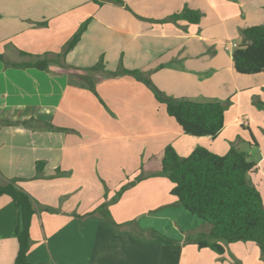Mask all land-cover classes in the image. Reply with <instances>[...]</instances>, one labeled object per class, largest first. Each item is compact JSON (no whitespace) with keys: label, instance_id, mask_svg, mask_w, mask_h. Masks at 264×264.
Listing matches in <instances>:
<instances>
[{"label":"crops","instance_id":"0c3cea01","mask_svg":"<svg viewBox=\"0 0 264 264\" xmlns=\"http://www.w3.org/2000/svg\"><path fill=\"white\" fill-rule=\"evenodd\" d=\"M185 7L201 14L198 24L162 22ZM263 8L264 0H0V186L16 180L31 198L30 263L231 264L225 254L187 243L210 226L177 224L185 210L171 195L173 184L159 175L160 161L168 145L183 158L196 147L222 156L244 142L256 163L248 180L264 205V142L256 136L264 133L256 105L264 72L239 75L232 64V45L239 47L243 29L263 23ZM88 19L65 68H13L60 53ZM100 58L106 72L84 71ZM119 65L146 74L167 97L230 99L223 129L215 139L184 134L142 82L107 75ZM82 76L93 81L97 96ZM28 120L36 127L1 125ZM38 162L44 167L36 178ZM101 205L108 214L97 211ZM17 220L11 199L0 196V264L16 258ZM155 221L174 223L177 239L162 234L173 245L133 234L158 231ZM227 249L232 264V256L249 264L256 253L250 243Z\"/></svg>","mask_w":264,"mask_h":264},{"label":"trees","instance_id":"16d2710c","mask_svg":"<svg viewBox=\"0 0 264 264\" xmlns=\"http://www.w3.org/2000/svg\"><path fill=\"white\" fill-rule=\"evenodd\" d=\"M200 19L201 14L198 11L185 7L180 13L162 22L185 20L189 24H198ZM89 21L90 19L86 20L78 28L62 47L60 53L52 54V57H48L49 53H46L29 62L14 64L13 68L23 67L38 71H47L52 65L65 68L66 55L79 42ZM241 36V44L232 53L235 73L251 76L264 72V20L261 25L243 29ZM84 71L87 73L106 72L103 59L100 58L94 66ZM107 75L111 77L130 75L142 82L152 90L155 99L165 105L167 115L176 121L186 135L215 139L224 127V113L231 106L230 99L225 102L202 103L167 97L151 83L146 74L127 71L121 65L116 71L108 72ZM81 78L87 83L89 91L97 96L93 81L88 76ZM262 92L263 99L256 105L261 107L264 118V87ZM2 124L36 127L34 120ZM49 127L53 128L51 125ZM160 165L159 175L164 176L173 184L171 195L177 199L178 205L191 216L210 226L207 234H197L190 238L192 239L190 242L188 239V243L196 245L198 249L208 248L218 255H223L231 244L254 243L264 263V205L260 192L248 180V175L256 170V163L250 160L246 152L231 146L225 155L219 156L205 148L196 147L190 155L182 158L171 145H168L163 150ZM43 167L42 162L36 163L38 173L36 178L39 177ZM139 180L138 177L137 181ZM135 184L136 181L122 186L113 202ZM0 196L9 197L18 213L16 225L18 251L13 264H32L28 261L31 246L29 229L35 213L31 198L24 190L16 186V180H8L6 184L0 186ZM105 207L101 205L97 211L103 209V213L108 214L104 210ZM109 219L107 221L111 222ZM155 241L165 242L169 246L174 243L173 240L162 235H156ZM232 260L234 264H240L233 256Z\"/></svg>","mask_w":264,"mask_h":264},{"label":"rangeland","instance_id":"374dc122","mask_svg":"<svg viewBox=\"0 0 264 264\" xmlns=\"http://www.w3.org/2000/svg\"><path fill=\"white\" fill-rule=\"evenodd\" d=\"M90 93L92 94V92H90ZM256 136H257V138H258V140L260 142H264V133L257 134ZM237 145H238L239 148L237 147ZM237 145H236V147L235 146L234 147L237 148L238 150H242V151H245V152H250L249 146L247 144H245L244 142L243 143L242 142H238ZM258 155H259L258 152H254V157H257ZM183 212H184L183 215L182 214H180V215L177 214V220H178L177 224L182 225V226H188L189 224L193 225V224L199 223V220L197 218L190 216L185 211H183ZM155 222H156L155 225L158 226V231L156 229H154L155 233L154 232H146V233H144V234H147L150 238H148L144 234L143 235H141L139 233H133V234H136V235L138 234L137 235L138 239L142 240L144 242H147V241L152 242L150 239H153V241H155V236L156 235H162L165 232H166L165 236H168L169 238L177 239L180 236V232H179V230L177 228H175L174 223L168 224L166 222L165 223H160V221H155ZM202 224L204 225L203 222H202ZM206 228H207V225H205V227L201 230V233L207 234ZM130 232H131V230H130ZM190 238H192V236H188V239H190ZM191 240L192 239H190L188 242H190ZM155 242H157V241H155ZM160 244L167 246V243H165V242L164 243H160ZM189 244H192V243H189ZM240 244H242V243H240ZM243 244H245V243H243ZM250 245L253 246L256 249V253H255V256L253 258L247 259L250 262L249 264H264L262 259H261L260 252H259V249H258L257 245L254 244V243H250ZM231 248H232L233 251H237L236 246L235 247H231ZM205 249H208V248H205ZM198 250H203V249H198ZM208 250H210V249H208ZM224 254L229 256V258L231 259V255L228 252V249H226V252ZM250 254L251 253H248L247 255H250ZM216 255H218V254H216ZM221 256H223V255H218V257H221ZM230 259L226 258L225 261L226 262L230 261L231 264H232V261ZM170 264H174V261L171 262Z\"/></svg>","mask_w":264,"mask_h":264},{"label":"built area","instance_id":"2783aa9c","mask_svg":"<svg viewBox=\"0 0 264 264\" xmlns=\"http://www.w3.org/2000/svg\"><path fill=\"white\" fill-rule=\"evenodd\" d=\"M232 48L236 49V48H238V46L235 45V44H233V45H232Z\"/></svg>","mask_w":264,"mask_h":264}]
</instances>
